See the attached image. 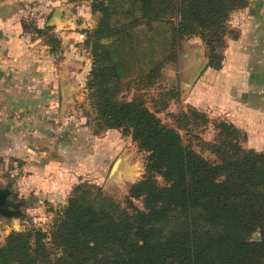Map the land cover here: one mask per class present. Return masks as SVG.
<instances>
[{
    "label": "trees",
    "instance_id": "1",
    "mask_svg": "<svg viewBox=\"0 0 264 264\" xmlns=\"http://www.w3.org/2000/svg\"><path fill=\"white\" fill-rule=\"evenodd\" d=\"M247 1L92 0L100 19L86 35L88 96L101 129L122 130L147 154L144 174L124 206L76 187L50 233L60 254L51 258L39 230L13 232L0 245V264H264V152L245 150L246 134L225 121L212 141L202 140L187 129L208 124L194 109L177 117L186 142L140 98L120 96L132 84L152 86L186 38H198L208 67L220 70L229 17ZM50 31L33 29L48 45Z\"/></svg>",
    "mask_w": 264,
    "mask_h": 264
},
{
    "label": "rangeland",
    "instance_id": "2",
    "mask_svg": "<svg viewBox=\"0 0 264 264\" xmlns=\"http://www.w3.org/2000/svg\"><path fill=\"white\" fill-rule=\"evenodd\" d=\"M0 1L5 15L3 20L12 19L22 27L27 26L29 31H33L37 25L39 28L52 27L53 31L48 33L53 37L49 47H54L57 51L56 60L66 94L64 106H60L61 101L57 105L63 110V116L69 114L71 117L65 128L55 132L52 137L57 139L53 143L66 153L63 157L54 148L55 156L61 157L59 165H47L49 161L54 162L56 159L41 157L37 160L35 157L40 151H35V155L31 154L34 143L32 132L0 134V192H7L9 200L18 206L15 216L0 214V245L4 246L13 232L39 230L46 234L44 243L54 259L60 252L52 248L50 233L55 219L67 205L74 189L80 185L95 187L106 197L124 206L129 186L140 180L144 174L147 154L139 151L131 137L122 130L105 131L95 119L96 111L86 89L93 64L92 45L85 44L86 35L97 28L100 19L99 14L91 12L92 0ZM38 1L46 2L41 5ZM49 1L52 4L49 5ZM40 5L46 12L39 10ZM55 11L57 14H54ZM241 21L233 22L235 26H230L233 30L228 28L232 33L228 37L239 36L240 26H247V23ZM144 31L146 30H142L140 35ZM259 57H264V54L255 55V58ZM237 60L236 63L240 62V58ZM204 62L208 64V56L201 41L194 37L186 38L179 45L176 62L167 64L152 86H144V83L140 86L132 84L120 96L128 101L133 97L140 98L162 123L177 129L186 142L189 141L190 133L187 134L186 129L179 128L177 117L180 113L189 116L190 109L203 113L209 120L208 124H200L197 128L191 124L187 129L192 128L204 141H212L217 133L215 124L236 117L237 107L242 106L239 101L244 94L236 96L239 101H227L223 97L224 90L231 82L224 83L216 73L207 76L204 82L206 85L200 84L202 90L199 88L200 92L196 93L194 85L203 75L194 84L192 81ZM246 94L254 95V92ZM209 96L213 102L209 101ZM255 104H261L259 97L253 99L248 110L254 111ZM240 125L235 127L243 132ZM251 125L254 127L247 129L253 131L246 134L247 138L242 142V147L245 150L252 149L248 142L251 138L250 146L260 145L259 149L253 150L264 152L255 119ZM247 126H250L249 121ZM192 143L195 146V142ZM135 205L140 206L138 202ZM258 236L253 235L252 240H256Z\"/></svg>",
    "mask_w": 264,
    "mask_h": 264
},
{
    "label": "crops",
    "instance_id": "3",
    "mask_svg": "<svg viewBox=\"0 0 264 264\" xmlns=\"http://www.w3.org/2000/svg\"><path fill=\"white\" fill-rule=\"evenodd\" d=\"M38 2L42 5L46 1ZM41 5L39 10L46 12ZM1 7L2 1H0V134L32 132L30 134L34 143L31 146V154L35 155V151H40L35 157L37 160L41 157L56 159L54 162L49 161L47 165H59L60 160L55 156L54 148L56 147L57 152L62 153L63 157L66 153L53 143L57 139L52 137L55 132L65 128L71 117L69 114L63 116L64 112L60 108L64 106L66 94L56 60L57 51L51 52L45 40L32 30H25L12 19L3 20L5 15ZM235 20H242L241 22L247 23V26L244 24L240 26L237 38L228 36L225 38L227 47L223 52L221 69L213 70L207 64V70L202 72L203 76L199 77L194 89L199 93V88H202L199 85L205 86L207 76H213V73H216L224 83L231 82L224 90L223 97L234 103L239 101L236 96L244 95L239 101L240 104L242 102V106L237 107L238 114L227 122L236 127L241 124V129L248 135L253 130L247 127H251V122L255 119L258 135L262 137V139L259 137L263 143L261 148H264V57L255 58V55L264 54V1H247L245 8L233 12L227 23L229 29L235 26L233 24ZM34 28L43 29L38 25ZM50 28L52 32V27ZM238 58L240 62L236 63ZM249 92H254V95L246 94ZM257 97L261 99V104H255L254 111L248 110L253 99ZM209 99L213 102L210 96ZM248 121L250 126H247ZM250 139L248 140L249 147L252 148L250 150L259 149L260 145L250 146L252 145Z\"/></svg>",
    "mask_w": 264,
    "mask_h": 264
},
{
    "label": "flooded vegetation",
    "instance_id": "4",
    "mask_svg": "<svg viewBox=\"0 0 264 264\" xmlns=\"http://www.w3.org/2000/svg\"><path fill=\"white\" fill-rule=\"evenodd\" d=\"M3 193L8 194L7 192H3ZM5 202L6 203L4 206L1 205V203H0V214L8 217V216L13 215V213H16L18 206L9 200V195L7 196Z\"/></svg>",
    "mask_w": 264,
    "mask_h": 264
},
{
    "label": "water",
    "instance_id": "5",
    "mask_svg": "<svg viewBox=\"0 0 264 264\" xmlns=\"http://www.w3.org/2000/svg\"><path fill=\"white\" fill-rule=\"evenodd\" d=\"M206 67H207V63H201V66H200V68L198 69V71L196 72V74H195V77L193 78V81H192V84H194V82L198 79V77L202 74V72L206 69ZM7 196H8V194H6V193H3V192H0V203H1V205H5V201H6V198H7ZM16 215V213H13V215H11V216H15ZM8 217H10V216H8Z\"/></svg>",
    "mask_w": 264,
    "mask_h": 264
}]
</instances>
